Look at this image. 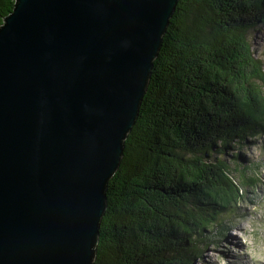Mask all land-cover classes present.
Returning <instances> with one entry per match:
<instances>
[{
	"label": "water",
	"instance_id": "1",
	"mask_svg": "<svg viewBox=\"0 0 264 264\" xmlns=\"http://www.w3.org/2000/svg\"><path fill=\"white\" fill-rule=\"evenodd\" d=\"M13 1L0 25V264H93L179 0Z\"/></svg>",
	"mask_w": 264,
	"mask_h": 264
},
{
	"label": "trees",
	"instance_id": "2",
	"mask_svg": "<svg viewBox=\"0 0 264 264\" xmlns=\"http://www.w3.org/2000/svg\"><path fill=\"white\" fill-rule=\"evenodd\" d=\"M13 4L0 0V25ZM261 24L264 0L177 2L107 183L93 264H194L205 232H226L217 221L256 183H236L218 157L264 135L263 63L248 40Z\"/></svg>",
	"mask_w": 264,
	"mask_h": 264
},
{
	"label": "rangeland",
	"instance_id": "3",
	"mask_svg": "<svg viewBox=\"0 0 264 264\" xmlns=\"http://www.w3.org/2000/svg\"><path fill=\"white\" fill-rule=\"evenodd\" d=\"M248 40L254 56L261 60L264 69V24L250 33ZM247 139L239 148L234 147L225 159L229 163L230 175L236 183L253 179L256 183L240 184L242 198L234 206V212L223 214L217 221L224 225L225 233L217 227L205 233L206 250L196 257L194 264H264V135ZM239 152L243 164L233 166L230 154ZM247 167V171L240 167ZM236 169V170H234Z\"/></svg>",
	"mask_w": 264,
	"mask_h": 264
}]
</instances>
